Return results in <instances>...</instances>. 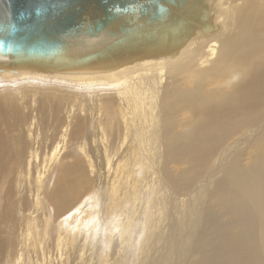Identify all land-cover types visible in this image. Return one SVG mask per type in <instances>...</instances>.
I'll return each mask as SVG.
<instances>
[{
    "label": "bare ground",
    "instance_id": "bare-ground-1",
    "mask_svg": "<svg viewBox=\"0 0 264 264\" xmlns=\"http://www.w3.org/2000/svg\"><path fill=\"white\" fill-rule=\"evenodd\" d=\"M207 13V27H195L170 50L131 53L102 66L72 70L5 69L0 64V78L12 79L6 86L0 82L5 97L0 101V264H89L85 243L63 228L86 223L77 208L79 189L90 186L92 176L105 192L108 212H121L127 222L144 226L143 247L150 246L152 250L146 251L159 255L158 246L150 242L153 225L149 224L160 215L162 192L169 196L171 186L191 188L193 193L187 197L194 207L188 218L197 221L205 214L201 211L216 174H221V189L226 187L220 200L228 204L217 208L225 214L211 217L210 232L195 253L199 258L186 264H264V151L255 145L244 152L252 138L264 134V0H209ZM195 63L200 70L209 69L200 74L186 71L189 80L198 78L193 89L200 102L192 100L189 91L178 97L184 107L202 113L190 135L175 136L165 144L163 124L172 126L174 119L164 108V82L169 76L180 80L184 70ZM214 82L215 92L210 86ZM101 83L107 84L103 88ZM114 87L115 93L99 92ZM73 92L72 99L64 98ZM114 94L119 97L109 98ZM117 101L121 104L118 111L106 112ZM83 105L86 109L80 112ZM78 114H86L85 122L72 128ZM93 115L95 122L89 124ZM2 127L8 131V140ZM52 129L56 131L50 133ZM69 137L82 154L71 165L74 173L67 170L71 176L56 184L61 185L54 197L45 196L51 186V179L45 177L47 170L72 155L69 150L64 152ZM167 151L164 165L161 157ZM257 151L256 159L252 152ZM126 159H132L129 166ZM176 161L180 162L175 166ZM61 166V171L68 167ZM80 174L84 176L77 179ZM125 178L132 185L125 186ZM159 182L162 188L155 189ZM227 189L238 197H231ZM133 198L137 202L129 214L124 208ZM179 243L167 264L185 263L193 245L185 246L181 239ZM161 244L164 249L165 243Z\"/></svg>",
    "mask_w": 264,
    "mask_h": 264
},
{
    "label": "water",
    "instance_id": "water-1",
    "mask_svg": "<svg viewBox=\"0 0 264 264\" xmlns=\"http://www.w3.org/2000/svg\"><path fill=\"white\" fill-rule=\"evenodd\" d=\"M209 0H0V64L72 70L165 51L208 25Z\"/></svg>",
    "mask_w": 264,
    "mask_h": 264
},
{
    "label": "rangeland",
    "instance_id": "rangeland-1",
    "mask_svg": "<svg viewBox=\"0 0 264 264\" xmlns=\"http://www.w3.org/2000/svg\"><path fill=\"white\" fill-rule=\"evenodd\" d=\"M247 4H248V2H247ZM187 64H185V65H187ZM182 66H184V65H182ZM182 66H179V67H182ZM179 67L172 68V69H177ZM192 67L193 66H188L184 70L185 74L183 75L182 78H180V80H178L177 77L173 78V77L169 76L167 81L164 82L165 85H167L166 86V92H165L166 99H165V103H164V108H165V111L167 113H170L172 118L174 119L172 126H170V125L167 126L166 123L163 124L164 135L166 136V138L164 140L165 144H168L169 142H171V140H173L175 136L177 137L179 135L180 137L185 138L183 135H185L188 132H189L188 135H190L192 125L198 120V117L202 113L200 110H196L193 107H191L190 109H189V107H184L183 106V99L182 98L179 99V97H178L181 92L189 91L191 96H192V100L196 99L198 102H200V99L198 97L194 96V91H196V89H193L195 82L198 80V78L192 77L191 80H189L190 72H186V71L191 70L195 74H200L198 71H205V70H209V69H205V68H207V67H205V68H203L205 70H200L201 67H200L199 63L194 64L193 70L191 69ZM205 74H208V73H205ZM205 74H203V75H205ZM185 75H186V79L184 77ZM13 79H15V78H13ZM8 80H12V79H8V78L1 79L0 78V82L4 86H6L5 84L9 83ZM44 80H45V78H44ZM49 81H52V80L49 79ZM59 82H62V81H59ZM106 84L101 83V86L104 88L106 86ZM210 86L214 92L218 90L216 88L215 82L212 83ZM8 87H13V86L8 84ZM115 88L116 87H114V89ZM116 90H117V88L115 90H113V89L109 90L108 88H106V89L101 88V90L99 92H103L102 94H105V91L106 92L109 91L111 93V92H114ZM83 91L86 93H89V92H87L88 90H86V89H84ZM144 91L145 90H143V92ZM0 93H1L0 95H3V96H0V101H2L3 100L2 98H5V97H4V94H2V91H0ZM66 95H69V96L64 97V98L72 99L73 96L76 94L73 92V93H67ZM181 96H183V95H181ZM110 97H119V96L114 94L112 96H109V98ZM46 99H47V97H46ZM178 99H179V103L176 105H173V103ZM118 105H121V104L117 101L113 105L109 106V108L106 112L116 113L119 109ZM82 107L84 108L85 106L83 105ZM83 108L80 112H82L83 110L85 111L86 108H84V109ZM161 108H162V106H161ZM87 110H89V109L87 108ZM85 116H86V114H82V115L78 114L76 119L72 123V128H75V127L79 128V126L85 122V118H84ZM94 122H95V116H94L93 120L91 122H89V124L94 123ZM58 128H60V126H58ZM89 129H90V127L87 128V130H89ZM44 130H47V128H44ZM52 131L54 132V131H56V129H52L50 131V133H52ZM1 133L3 135H5L6 140H8L9 135H8L7 129L5 130L3 128ZM42 134L44 135V132ZM80 136H82V134L77 135L75 138H73V140L75 141ZM2 138H4V137H2ZM69 138H70V140H68V142L66 143L65 148H64V152L69 150V152H71L72 155L64 161L65 163L57 164L55 166V169H54V167L50 166V168L47 170L45 177H49L51 179L50 180L51 186L49 187V189L45 193V196L52 195L54 197L55 193L59 189V186L61 185L60 184L57 187L56 184L61 182L64 178L71 176V175H67L66 171L71 170L73 173L75 171L73 166H71V165H75L76 163H78L77 160L80 157L79 153H81V151L79 149H77V145L74 144L72 138L71 137H69ZM254 141H256V143ZM255 145L256 146L258 145L260 151H264V134H260V135H257L256 137L252 138V140L250 141V146L248 148H246L244 150V152L252 150L253 146H255ZM9 148H10V144L8 143V145L3 147V150L6 152L9 150ZM43 148H42V150L45 151V153H46L48 151L46 149L47 147H43ZM260 151L252 152V155H254L255 158L257 159L260 155ZM41 153L43 154V152H41ZM161 158H162V161L165 165L166 160L169 158L168 151L166 153H164L163 157H161ZM131 160L132 159H126L127 164ZM66 161H68L69 163H67ZM146 161L148 162L147 158H146ZM178 162H180V161L175 162V166L177 165ZM61 165H65L68 167H66L63 171H61V167H62ZM128 166H129V164H128ZM216 175H219L218 177H220V179H222L220 176L221 174H216ZM83 176H84L83 174L76 175V178L80 179ZM218 177L215 176V178H217V179H215L216 181L214 180V182L212 183V186H211V192L212 193H209V198H211V199H209V198L207 199L208 201L205 202V204L203 206L204 207L203 211H201L202 214H203V212H205V214L202 215L203 218L199 217L200 219H198L197 221H195L194 218H190V219L188 218L189 210H192L194 207V202L191 201L187 197V195H191L193 193L191 188L179 189L177 187L174 188L173 186H171L172 189L169 190V196L165 195L162 192V194L160 196L161 198L159 199V204H158L160 215H159V217H156L152 223L149 224V225H153V228L151 229L152 231L150 232V242H153L156 244V246H158L159 249H157L158 250L157 252H159V255L156 252L158 256L156 255V253H155L156 256H153L154 254L152 255V253L150 254V252L146 251V249L147 250L149 249L150 251L152 250V249H150V246H147L146 248L143 247L142 243H144V237H145V232H146L144 226L140 227V226H138V223H136L134 221L127 222L125 214H123L121 212H118V211L108 212V210L106 209L105 192H103V190L100 186V182L97 181L96 176L91 177L92 183L90 186H82L79 189L80 190L79 196H80L81 201L77 205V208L81 209L83 214L86 216V223L83 226H77L76 228H73L72 226L69 228H66V229L63 228L62 226L61 227L64 229V231L69 232V233H73V235L76 238H78L83 243H85L87 262L89 264H145V263L147 264V262L149 264H152L154 262V260H155V264H163L164 260H166V264H167V262L170 260V256L171 255L173 256V251L176 248L175 244H178L180 239L182 241V244H184L185 246H187L189 244L193 245V246L189 245L190 250L188 252V255H186L185 259L183 258L185 261L184 264H186V263H188V261H193L194 259L199 258V254L196 255L195 253H197V250L200 251L201 242H203L204 237L210 232V229H211L210 224L219 215L225 214V212L220 211V209H217V208H220L219 204H221V203L223 205L228 204L227 202L223 203L220 200V196H221L220 194L226 190V187L223 190L221 189L222 185H220V183H219L220 179H218ZM164 179L166 180V178H164ZM154 180H155V178H154ZM130 185H132V183L129 180V178H125V186H130ZM151 188H152V186H151ZM158 188H162L160 185V182L157 184L155 189H158ZM227 190H228L229 194H231V197H233V198L238 197V194L235 193L234 191H232L230 189H227ZM173 196H175L176 198H174ZM136 202H137L136 198L129 199L127 201L124 209H126V208L129 209V214H130L132 212L133 208L135 207ZM154 203H155L154 199H151L150 204H154ZM51 205H52V209L54 211L53 204L51 203ZM162 208H164L165 210H161ZM76 209H74V210H76ZM207 209L208 210H215L216 209V212L210 214L209 212H207L208 211ZM176 210H177V212H176ZM103 211L110 214L108 218H106L105 215L102 214ZM174 212H176V215ZM79 214H80V216L82 215L80 212H79ZM204 215H205V217H204ZM206 215H208L207 218H206ZM209 216H210V218H209ZM211 217L213 219L212 221H211ZM186 221H188V222H186ZM191 224H192V227H191ZM201 226H203V227H201ZM184 228L187 231H185ZM188 229H189V231H188ZM198 229L200 231H198ZM204 229L208 232L204 231ZM190 230H191V232H190ZM183 231H185V232H183ZM202 231H204V232H202ZM188 232H189V234H188ZM193 236H195L194 239H193ZM196 239H197V241H196ZM201 239H202V241H200ZM161 241H163L165 243L164 246H166V247L164 249H166V250H164L162 248L163 246L161 244ZM196 242H197V245H196ZM122 243L124 245H122ZM166 244H168L171 249ZM146 245H148V244L146 243ZM194 246H196V248ZM131 247H133V248L130 249ZM142 248H143V250H141ZM151 248H152V246H151ZM153 249H154V247H153ZM99 250H103V252H99ZM140 251H141V254H140ZM142 251H143V253H142ZM199 251H198V253H199ZM144 253L146 254L145 256H144ZM139 254H140V256L137 257ZM149 255H152L154 258L151 259L152 256H149ZM157 257H159V259H156ZM136 258H138V259H136ZM142 260L144 261V263L142 262ZM156 261H158L159 263ZM161 262H163V263H161Z\"/></svg>",
    "mask_w": 264,
    "mask_h": 264
}]
</instances>
